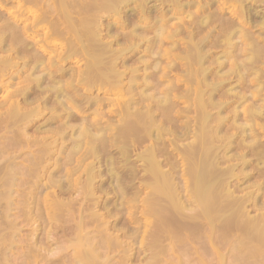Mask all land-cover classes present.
Masks as SVG:
<instances>
[{
	"label": "bare ground",
	"instance_id": "obj_1",
	"mask_svg": "<svg viewBox=\"0 0 264 264\" xmlns=\"http://www.w3.org/2000/svg\"><path fill=\"white\" fill-rule=\"evenodd\" d=\"M215 21L218 30L212 29ZM212 48L222 51L213 53ZM212 62L214 69L208 66ZM260 63L262 67L257 66ZM226 66L230 67L223 72ZM250 73L260 86L264 0H0V92L5 93L0 95V264H10L20 242L21 264H34L39 258L58 264L68 256L67 246L41 251V203L47 205L45 224L52 225V232L45 235L47 243L56 242L58 231L62 234L63 212L76 219V238L70 247L77 264H110L115 256L111 253L123 254L120 264L130 259L127 244L120 251L125 245L121 237H127L129 230L122 228L127 220L121 225L124 231L120 228L119 217L124 219L136 202L152 219L147 221L154 227L149 229L155 245L160 238L169 240V252L186 242L185 231L195 236L201 225L209 227L205 234L209 232L206 237L212 241L214 229H221L222 223V228L226 224L244 234V238L233 236L234 250L237 241L242 249H250L243 255L238 247V258L260 255L264 207L260 204L258 217H250L248 208L258 209L264 179L253 186L254 192L244 193L247 188L242 185L250 179L244 171L252 165L250 156L264 165V142L257 141L259 130L264 135V105H246L243 119L249 124H235L243 111L236 108V101L250 98L235 93L236 85L228 83L232 75L241 81ZM258 87L257 95L250 93L253 97L262 95L259 90L264 87ZM181 89L184 94L177 93ZM214 95L223 97V102ZM183 98L194 100V126L187 122L188 116L184 125L180 122L193 112L189 107L176 110ZM227 109L233 117H223ZM232 118L234 123L228 122L225 130L237 128L243 134L235 138L236 148L243 151L236 155L229 151L233 138L225 130V135L220 133L221 124ZM214 121L217 125L210 126ZM190 135L194 140L183 145ZM247 138L253 142L247 143ZM179 156L185 162L182 175L177 170ZM238 168L241 172L236 173ZM256 171L260 177L264 174ZM237 192L243 196H236ZM19 219L31 228L29 235L20 234ZM129 220L132 225L134 219ZM88 225L93 226L90 231ZM227 228L221 233L234 232ZM204 238L202 246L208 242ZM191 247L187 248L195 249ZM159 256L161 260L163 255ZM250 257L247 264L249 259V264L258 263L262 256L254 261ZM155 258L148 263H156Z\"/></svg>",
	"mask_w": 264,
	"mask_h": 264
},
{
	"label": "rangeland",
	"instance_id": "obj_2",
	"mask_svg": "<svg viewBox=\"0 0 264 264\" xmlns=\"http://www.w3.org/2000/svg\"><path fill=\"white\" fill-rule=\"evenodd\" d=\"M224 1V0H223ZM12 4H10L9 6H11ZM217 6H216V1H215V8H216ZM219 27V22L217 21H215V23L212 25V29H216V30H218L217 28ZM215 34V33H214ZM215 39V38H214ZM211 40V42L213 41V39H210ZM208 49H209V46H208ZM207 49V50H208ZM211 50V52H213V53H215V52H221L222 51V49L221 48H212V49H210ZM244 57H242V59H243ZM238 60L240 61L241 60V58L240 57H238ZM132 63H133V61H130L129 62V64H131L132 65ZM213 65V66H212ZM206 66H207V63H206ZM208 66H212L211 68L212 69H214V68H216L217 66H216V64H214V62H212V63H208ZM258 67H262L263 66V64H258L257 65ZM228 67H230V66H226V67H224L225 69H223V72H225V70H227V69H229ZM243 73V72H242ZM245 73V72H244ZM174 74H178V72L177 73H174ZM183 74V73H182ZM249 74V73H248ZM184 75V74H183ZM255 75H252L251 73H250V75H247V77H246V74H245V76H244V80H241V81H239V80H237L238 79V77H236V78H234L235 76L234 75H232L231 77H230V79L228 80V83L229 84H235L236 86H234L233 85V87H235V88H237V89H235L234 88V92L235 93H241V92H243V93H241V95H243V97H245V99L247 98V97H249L250 99H246L245 101L243 100H241L240 102L237 100L236 101V103H238V106H237V104L235 103L234 104V106L236 105L237 107L236 108H238L239 109V111L241 110H243L242 111V113H240L237 109V112L238 113H240L239 114V116H241L238 120H237V123H235V124H238L240 127H241V125L242 124H239V123H243V122H246V125L245 124H243V126L244 127H247V125L249 124L247 121H245L243 118H244V110H246V108L249 106V107H254V105L253 104H255V106H263L264 105V100H263V98H264V88H262L261 87V85L264 87V85L262 84V82L264 81V76H261V79H260V81H262L260 84V86H259V84H258V82H256V80H255V78H256V76L254 77ZM210 78H211V81H212V83H214V81H217V80H215V77H212V76H210ZM210 78H209V80H210ZM181 79L182 80H186L187 78L186 77H184V76H182L181 77ZM216 79H218V78H216ZM173 80H177V77H173ZM237 80V81H236ZM247 80V81H246ZM211 81H208V82H210L209 84H211ZM236 81V83H234V82ZM239 81V83L237 84V82ZM215 84V83H214ZM248 84V85H247ZM237 85H238V87H237ZM240 85V86H239ZM245 85H246V87H245ZM256 85H257V87L258 88H260V95L261 96H256V97H253V95L252 94H255V95H257V93L256 92H258V90H256L257 89V87H256ZM244 86V87H243ZM248 86V87H247ZM255 86V87H254ZM252 87V88H251ZM13 88V87H12ZM204 89H203V91H207L208 89H206V87H203ZM248 88V89H247ZM248 90V91H245V90ZM11 90H13V89H11ZM183 89H181V90H179V92H177L178 94H181L182 92H183V94H184V91H182ZM236 90V91H235ZM251 90V91H250ZM209 91H211V90H209ZM250 91V92H249ZM3 92V91H2ZM2 92H0V93H2ZM249 93V95L247 94V93ZM4 93V92H3ZM3 93L2 94H0V95H2V96H4L5 95V93H4V95H3ZM250 93H252V94H250ZM244 94H246L247 95V97H246V95L244 96ZM252 95V96H251ZM2 96H0V99H1V97ZM215 96H217V95H214V97ZM253 97V98H251V97ZM206 98H207V96H205ZM218 97V98H217ZM217 97H215L216 98V101L217 100H221V102H223L222 100H223V97H222V99L220 98V96L218 95ZM263 97V98H262ZM261 99V101L259 100V99ZM225 99H228V98H225L224 97V100ZM232 99V98H231ZM192 100V99H191ZM219 100V101H220ZM251 100H253V101H251ZM194 100H192V102H193ZM215 101V100H214ZM229 101H232V100H230L229 99ZM247 101V102H246ZM255 101V102H254ZM186 102H187V104H186ZM192 102L190 101V99H187V98H183V99H181V101H180V103H181V105L179 104V106L177 107V111L178 110H185V108L184 107H186L187 109H188V107L190 108L189 110H191V111H193L194 110V108L195 107H193L194 105L192 104ZM242 102H243V104H242ZM254 102V103H253ZM258 102V103H257ZM260 102V103H259ZM263 102V103H262ZM190 103H191V105H190ZM245 103V104H244ZM239 104H241V106L239 105ZM182 105H184V106H182ZM186 105H188V106H186ZM243 105V106H242ZM244 105H245V109H244ZM246 105H247V107H246ZM252 105V106H251ZM191 106V107H190ZM242 107H243V109H242ZM183 108V109H182ZM235 107H233L232 106V110L234 109ZM210 110H212V113L214 114L215 113V109H210ZM214 110V111H213ZM193 113L195 114V112L193 111L192 113L190 112V114H188V115H184L181 119V123L184 125L185 124V121H187L188 119H190V121L188 120L187 122L188 123H193V126L195 125L194 123V119L193 118H195V116L193 115ZM227 113V114H226ZM230 113V114H229ZM232 112H231V110L229 109H227V111L225 112V113H223V117H227V118H231V117H233V115H234V113H233V115L231 114ZM186 116V117H185ZM187 116H188V119H187ZM194 116V117H193ZM191 117H192V119H191ZM186 122V123H187ZM234 123V121H233V118L231 119V121H227V123L225 122V123H222L221 125H223L222 126V130H221V132L220 133H222V131H223V133H224V130L226 129V127H227V129H228V125H229V123ZM211 124V123H210ZM213 124V125H212ZM210 126H212V127H215L216 125H217V123H215V121H214V123H212ZM214 124H216V125H214ZM224 124H225V127H224ZM192 125V124H191ZM190 125V126H191ZM192 126V127H193ZM237 126V125H236ZM239 126H237V127H239ZM231 127H229V130L230 131H226L225 133H227L228 135H230V137L231 138H233L232 140H234V143L232 144V148L229 150L230 151V153L231 154H233V155H236V153L238 154V152H239V154L242 152L243 153V151L242 150H239L238 151V149L236 148V144H235V141L236 140H238L237 138L239 137V139H241L240 138V136H243V134H242V132L241 131H239V129H235V128H231ZM236 130H237V132H236ZM238 132H240V134L238 133ZM219 133V134H220ZM222 133V134H223ZM225 133H224V135H225ZM237 133H238V135H237ZM233 134V135H232ZM260 136H259V135ZM224 135H222V136H224ZM232 135V136H231ZM237 137H236V136ZM191 136V137H190ZM189 137H190V139H189V137H188V139H186V140H184V143H183V141H182V143H183V145H185V143L187 144V143H190L191 141H193L194 139H193V135H190ZM219 136H221V134L219 135ZM227 136V135H226ZM235 136V137H234ZM257 136H258V139H257V141H259L260 143H262V142H264V135H263V131H261V130H259V133H257ZM227 137H229V136H227ZM235 138H236V140H235ZM260 138V139H259ZM187 141V142H186ZM250 142H253V139L252 138H247V143H250ZM181 143V142H180ZM181 143V144H182ZM217 144H219L218 142L216 143V146H218ZM214 145H215V142H214ZM220 145H221V142H220ZM219 145V146H220ZM233 145H235V146H233ZM235 147V148H234ZM236 151H235V150ZM231 150H233V151H231ZM217 151H218V149H217ZM215 152H216V149H215ZM234 152V153H233ZM229 153V154H230ZM230 154V155H231ZM252 159H251V158ZM249 157V159L252 161V165H249V166H247V167H245V168H247L246 170H244L245 171V174H248L249 176H250V179L245 183V184H243L242 186L244 187H246L247 189H245L243 192L244 193H247V192H254L255 190H256V188L255 187H253L255 184H258V182L260 181L261 182V180H263L264 179V174L263 175H261V177H260V175L259 174H257V173H259L258 171H256V170H258L259 169V171L261 170V171H264L263 170V168H264V165L263 164H261L262 162L261 161H258L257 159H255L254 157H252V156H250ZM180 158V159H179ZM181 156H179V157H177V161L179 162V163H181V164H179L178 166L180 167H178V171H179V173L182 175L183 174V170L185 169V162H183V161H180L181 160ZM254 159V160H253ZM255 161V162H254ZM178 162H177V164H178ZM257 164V163H259V165L260 166H262L263 168H261L260 166H258V164L257 165H255V164ZM264 163V162H263ZM255 166H257L256 168L257 169H255ZM220 167L221 168H225V166L223 165V164H221L220 165ZM253 167H254V169H253ZM244 168V169H245ZM239 170H240V168H238ZM238 169H236L235 170V172L236 173H239V172H241V170L239 171ZM52 170V169H51ZM254 170H255V172H254ZM235 173V174H236ZM244 173V172H243ZM242 173V174H243ZM259 175V177L257 176L256 177V175ZM237 175V174H236ZM238 176H241V174H238ZM259 178V179H258ZM261 178V179H260ZM259 182V184H263L264 183V180H263V183H260ZM244 187V188H245ZM249 187V188H248ZM263 187H264V184H263ZM263 191H264V188H263ZM262 191V194L264 193ZM146 193V192H145ZM185 193H183V196H185V195H187V194H185ZM242 194V195H241ZM16 195H18V194H16ZM235 195L236 196H243V193H241L240 192V194H239V192H237V193H235ZM145 195H143V197H144ZM262 196V195H261ZM68 197V196H67ZM42 198H44V195L42 196ZM66 198V197H65ZM262 201H264V194H263V196L262 197H260V199H259V205H258V209H254L252 206H249V208H248V210H249V216L250 217H258V215H261V213L262 212H260V210H259V208H260V206H261V208L262 207H264V204H262V203H264V202H262ZM261 204V205H260ZM138 205H139V207H138ZM136 206L138 207V208H136ZM78 207V206H77ZM189 207V206H188ZM79 208V207H78ZM189 208H191V207H189ZM193 208V207H192ZM41 211L43 212H41L42 213V215H41V218L39 219V221L40 222H38L37 224L40 226L41 225V227H40V231L38 232L39 234H38V236L40 237L39 238V244L38 245H40L39 247H40V249H41V251H45L46 250V252L48 251V252H50V250H51V248H52V250H54V248H56L57 246H58V250L60 249V250H63V247H65V246H67V247H69L68 249H66L67 247H65L64 249H66L67 251H65L64 253H66L68 256L66 257V258H68L69 260H66V261H64L63 260V262H59L58 264H62V263H64V264H72V263H74V264H77L76 263V260H75V258L73 257V253H74V248H71L70 246H71V241H73V239H75L76 238V235H75V221L74 220H76V219H74V216L72 217L70 214H68L67 212H63L62 213V215L60 216V224H61V226H63V230H62V234H61V232L60 231H58V233L57 234H59L58 235V237L56 238V237H54L55 239H56V242H57V240L59 239V243L57 244L56 242H54V244H53V242L52 243H49V241H48V243L46 242L47 241V239L45 238V235H47L48 233L47 232H52V230H50V229H52L50 226H52L51 224H45V222H46V219L48 218L46 215H47V213L46 212H48L47 211V205H46V203L45 204H42L41 203ZM138 209V210H137ZM146 208H144L143 207V205H142V203H139L138 204V202H136V204L134 205V208H132V211L130 210H127V212H128V214H126L125 212L126 211H124V213H125V215L123 216V218L124 219H122V217H119L121 220L120 221H122V222H120V228L123 226V223H125V222H123L124 220L126 221V228H128V229H125V227H122L125 231H127L128 232V230H129V232H128V234H131V235H128V234H126L125 236H127V237H124V236H122L123 234H120L122 237H121V241H123V245H124V247H123V249L121 248L120 249V251H124L125 249L124 248H128V246H129V248L130 249H132V250H129V248H128V251H130L131 253H130V255H128L129 254V252L127 251L126 253H128V254H126V256H127V259L128 258H130V259H128L127 261H126V263L125 264H146V262H147V264H152L153 262H151V263H148L149 262V260L151 259V258H153V257H155L156 256V258H157V256L158 255H160V256H162L161 257V260H162V258H163V260L165 261L166 259H170L169 261L168 260H166V264H169L168 262H170L171 264H195L193 261H191L190 259H192V257H193V259L192 260H196V264H218L217 263V260L218 259H220V260H218V261H222L221 263L219 262V264H225V263H227V264H245L246 263V257H250V255L248 256H244L243 257V255H244V253L246 252V254H248V251L250 250V249H248V248H243L242 249V247L240 246V241H237V243H238V245L236 246L237 248H235V250L233 249V247H232V244H234L235 243V241H236V238H234L236 235H238V234H240V235H238V236H241L242 235V238H244V234L243 233H241L239 230L237 231V233H235L236 231H235V229H232V228H229V225L227 226L226 224L224 225V228H222V226H223V224L221 223V224H219V225H221V229H223L224 230V233H226L225 231H226V227H228L227 229H228V231L230 230V229H232V230H234V235H233V233H231V232H229L228 233V231H227V233L229 234H227L228 236H229V238L227 239L226 238V234H224L223 233V231H222V233L224 234V238L223 239H226V241L224 242V240L222 239V233H221V229H220V226L218 227V228H216V229H214V233L216 234V236H214V238H213V240L212 241H209L208 240V238L206 237V235L209 233H206L205 234V230H206V227H207V225H204V227L205 228H203V226L201 225V228H202V230L204 231L203 233H204V235H205V238H206V240H208V242L207 243H209V245L207 244V243H204L203 244V246H202V241L204 242V240L202 239L201 240V238H204L203 237V234H202V230L200 229L199 230V228L197 229V231H196V233L198 234V230H199V232H200V234L198 235L199 236V238L197 237V234L194 236V234H193V236L192 235H189V231H185V232H188V235H187V233H185V232H183V234L181 233V235L183 236V235H187V237H188V239H186V236H184L185 237V239H186V242L185 243H189V246H188V244L187 245H185V243L184 244H182V245H177V247H176V249H175V252H169L170 250H168V248L170 249V245H169V240H165V239H162V238H160V240H159V245L158 244H156L155 245V239L153 238V234H152V229L154 230V227L149 223V221H147V220H150V222L152 221V219H150V218H147V217H145V215L143 214V212H145L144 210H145ZM137 210V211H136ZM134 211V212H133ZM142 212V213H141ZM260 212V213H259ZM264 212V211H263ZM123 213V212H122ZM122 213H121V215H119V216H122ZM138 213V214H137ZM77 214V213H76ZM134 214V215H133ZM144 215V216H143ZM76 216V215H75ZM127 217V218H126ZM76 218H77V216H76ZM130 219V220H129ZM132 219H134L133 221H132V225H131V222H128V220L129 221H131ZM141 220V222H139ZM18 221V223H20V225L22 224L21 222H22V220H17ZM24 223V222H23ZM122 223V224H121ZM140 223L142 224L141 226H140ZM74 224V225H73ZM129 224V225H128ZM19 225V227H20V230H21V232H23V233H20L21 235H23V236H26V235H29L30 234V232H31V228L30 227H28V226H25V223H24V225L22 224V227L24 228V230H26V231H24V230H22L23 228H21V226ZM122 225V226H121ZM143 225H145L146 227H145V229L143 228L144 226ZM89 226L90 225H88L87 227H86V230L87 231H90V229H92L93 228V226H90V228H89ZM138 226V227H137ZM226 226V227H225ZM18 227V228H19ZM28 227V228H27ZM44 227H45V229H44ZM73 227H74V229H73ZM152 228L151 230L149 229V228ZM30 228V229H29ZM50 228V229H49ZM89 228V229H88ZM121 228V229H122ZM208 229L207 230H209V227H207ZM48 229H49V231H48ZM122 229V230H123ZM134 229V230H133ZM137 229V230H136ZM142 229H144V231H142ZM42 230V231H41ZM123 230V231H124ZM131 230V231H130ZM216 230H220V232H218L217 233V231ZM232 230H230V231H232ZM137 231H139V232H137ZM151 231V232H150ZM210 231V230H209ZM25 232V233H24ZM27 232V233H26ZM41 232H42V234H41ZM60 232V233H59ZM135 232H137V234L135 233ZM240 232V233H239ZM29 233V234H28ZM191 234L193 233V232H190ZM133 234V235H132ZM214 234V235H215ZM219 234V235H218ZM44 235V236H43ZM62 235H64V236H62ZM136 235V236H135ZM147 235L149 236V239H148V237H147ZM200 235L202 236L201 238H200ZM230 235H231V238H230ZM42 236V237H41ZM62 236V237H61ZM194 237L193 239L191 238V237ZM219 236H220V238H219ZM234 236V237H233ZM64 237V238H63ZM130 237V238H129ZM132 237V238H131ZM237 237V236H236ZM41 238H43L44 240H45V242H43L42 244L40 243L41 242ZM60 238H62L64 241H62L61 240V243L62 242H66V244L64 245L63 243L61 244L60 243ZM126 238V239H125ZM204 238V239H205ZM220 239V241H219V239ZM241 238V237H240ZM240 238H239V240H240ZM241 238V239H242ZM189 239H191V240H189ZM195 239V240H194ZM220 242V243H218V241ZM238 239V238H237ZM189 240V241H188ZM221 240L224 242V244H223V242H222V244H223V246L225 245V243H226V245L224 246V247H222V244H221ZM194 241V243H192ZM233 241V242H232ZM125 242V243H124ZM152 242H154V244L152 243ZM196 242H199L198 244H199V246H198V244H196ZM212 242H213V244L215 245H213L212 244ZM228 242V243H227ZM21 243V242H20ZM20 243H18L17 244V246H18V248H15L14 249V251H15V255L13 256V258H12V256H10V264H21L20 262H21V260L23 259V258H19V256L21 257V255L20 254H18V253H21V251L23 250V243H22V245L20 244ZM129 243V244H128ZM220 245V246H218V244ZM47 244H49L48 246L50 247V244H53V246L51 245V247H50V249H49V247H47ZM60 244V245H59ZM126 244L128 245V246H126ZM191 244V245H190ZM200 244H201V246H200ZM207 244V245H206ZM228 244V245H227ZM231 244V245H230ZM42 245V246H41ZM45 245V246H44ZM57 245V246H56ZM63 245V246H62ZM133 247H131V246ZM159 247H158V246ZM197 245V246H196ZM216 245H217V247H216ZM235 245V244H234ZM253 245H255V244H253ZM55 246V247H54ZM190 246H192L193 248H195V249H192L193 250V252H194V254L191 252H189V251H192L191 249L189 250L187 247H190ZM206 246V247H205ZM229 246H231L230 248H229ZM43 247V248H42ZM46 249H45V248ZM54 247V248H53ZM60 247V248H59ZM191 247V248H192ZM200 247V248H199ZM208 247H210L209 249H208ZM238 247H241V248H239L238 249ZM48 248V249H47ZM150 248V249H149ZM198 248H199V252H197V250H198ZM204 250V248H206L204 251L202 250V249ZM213 248H216V250L215 249H213ZM19 251H18V250ZM44 249V250H43ZM158 249H160V251H159V253H158V255H157V250ZM186 249H188L187 251H186ZM201 249V250H200ZM213 250V252H214V250L216 251V253L214 252V253H212V254H210V252H211V250ZM238 249V250H237ZM240 249H242V250H240ZM21 250V251H20ZM153 250V251H152ZM161 250H162V252H161ZM221 250V251H220ZM242 251V258H240V259H243V261H244V263H241L242 261L238 258V256H237V254H239V252L236 254L235 252H237V251ZM245 250V251H244ZM205 252L204 254H202L203 252ZM46 252H45V254H46ZM151 252V253H150ZM153 252H154V254H155V256H152V255H154L153 254ZM188 252H189V255H188ZM201 252V253H200ZM208 252V253H207ZM231 252V253H230ZM244 252V253H243ZM63 253V256L64 255H66V254H64ZM161 253H162V255H161ZM200 255H203V256H199V254ZM217 253H218V255H217ZM228 253H229V255L231 254V256L232 257H228ZM112 255H115L114 257H113V260L111 259V257H110V261H111V263L110 264H116L117 262L120 264V262L122 263L123 262V254H119V253H111ZM111 254H109V255H111ZM192 255V257H191V255ZM211 256H210V255ZM16 255H17V257H16ZM72 255V256H71ZM196 255L198 256V258L199 257H201V258H199V259H201V260H198V258L196 257ZM205 255H207V256H205ZM255 255H257V257L255 256V258H256V260L259 258V256H262V257H260L259 259L260 260H257V261H259L258 263L260 264H263L264 262H260V261H262L263 259V257H264V248H263V251L260 253V255L259 254H255ZM116 256H117V258H116ZM159 256V257H160ZM191 258H190V257ZM225 256H226V258H225ZM236 256V257H235ZM104 257H106V256H104ZM103 257V258H104ZM119 257L121 258V260H119ZM166 257V258H165ZM219 257V258H218ZM220 257H222V259L220 258ZM12 258V259H11ZM14 258H16L17 260H14ZM72 258H73V260H72ZM155 258V261L154 262H156V263H154V264H158V262H157V259ZM165 258V259H164ZM181 259L180 261H178V259ZM190 258V259H189ZM216 258H218V259H216ZM225 258V259H224ZM250 258H252L251 260H253L254 261V256L253 255H251V257ZM254 258V259H253ZM105 259V258H104ZM114 259H116V260H114ZM149 259V260H148ZM216 259V260H215ZM249 259V258H248ZM20 260V261H19ZM39 260V261H38ZM34 264H46V261L45 260H43L42 261V259L41 258H39ZM130 260V261H129ZM146 260H148V261H146ZM152 261H153V259H151ZM158 260H160V259H158ZM160 260V263L159 264H165L164 263V261L162 260L161 261ZM194 260V261H195ZM224 260V261H223ZM226 260V261H225ZM255 260V263L257 262ZM12 261V262H11ZM23 261V260H22ZM60 261H62V259L60 260ZM173 261V262H172ZM191 263H190V262ZM201 261V262H200ZM249 261H250V259H249ZM248 261V264L250 263ZM39 262V263H38ZM44 262V263H43ZM161 262H163V263H161ZM216 262V263H215ZM225 262V263H224ZM24 262H22V264H23ZM258 263H256V264H258ZM247 264V263H246ZM252 264H254V262L252 263Z\"/></svg>",
	"mask_w": 264,
	"mask_h": 264
}]
</instances>
